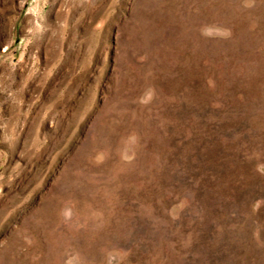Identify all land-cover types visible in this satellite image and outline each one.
I'll use <instances>...</instances> for the list:
<instances>
[{
  "label": "rangeland",
  "instance_id": "1",
  "mask_svg": "<svg viewBox=\"0 0 264 264\" xmlns=\"http://www.w3.org/2000/svg\"><path fill=\"white\" fill-rule=\"evenodd\" d=\"M0 264H264V0H0Z\"/></svg>",
  "mask_w": 264,
  "mask_h": 264
}]
</instances>
